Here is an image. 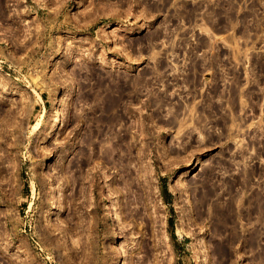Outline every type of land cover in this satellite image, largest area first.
Segmentation results:
<instances>
[{"label": "rangeland", "instance_id": "obj_1", "mask_svg": "<svg viewBox=\"0 0 264 264\" xmlns=\"http://www.w3.org/2000/svg\"><path fill=\"white\" fill-rule=\"evenodd\" d=\"M0 264H264V0H0Z\"/></svg>", "mask_w": 264, "mask_h": 264}, {"label": "bare ground", "instance_id": "obj_2", "mask_svg": "<svg viewBox=\"0 0 264 264\" xmlns=\"http://www.w3.org/2000/svg\"><path fill=\"white\" fill-rule=\"evenodd\" d=\"M55 104V103H54ZM56 106V105H55ZM54 106V107H55ZM51 118H52V120L50 121V126L49 127H47L48 128V132L49 131H52V130H54L57 126H58V124H59V122H60V112H59V110L58 109H56V108H54L53 109V113L51 114Z\"/></svg>", "mask_w": 264, "mask_h": 264}]
</instances>
